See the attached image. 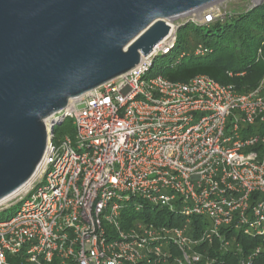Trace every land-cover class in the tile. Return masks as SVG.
I'll use <instances>...</instances> for the list:
<instances>
[{"label": "built area", "instance_id": "1", "mask_svg": "<svg viewBox=\"0 0 264 264\" xmlns=\"http://www.w3.org/2000/svg\"><path fill=\"white\" fill-rule=\"evenodd\" d=\"M195 17L168 23L170 36L154 54L45 120L46 154L0 203V214L21 205L0 220V264H200L195 246L218 240L221 251L242 255L240 235L263 241L238 262L255 263L264 251V135L251 130L264 123V76L240 94L204 75L181 83L151 74L183 24L227 18L214 9ZM207 53L199 46L195 56ZM263 56L260 49L257 60ZM56 120L72 122L74 139L56 141ZM131 206L166 211L181 225L125 230L122 212ZM194 217L211 223L199 238L190 234Z\"/></svg>", "mask_w": 264, "mask_h": 264}, {"label": "water", "instance_id": "2", "mask_svg": "<svg viewBox=\"0 0 264 264\" xmlns=\"http://www.w3.org/2000/svg\"><path fill=\"white\" fill-rule=\"evenodd\" d=\"M220 1L0 0V201L40 165L47 118L154 54L169 21Z\"/></svg>", "mask_w": 264, "mask_h": 264}, {"label": "trees", "instance_id": "3", "mask_svg": "<svg viewBox=\"0 0 264 264\" xmlns=\"http://www.w3.org/2000/svg\"><path fill=\"white\" fill-rule=\"evenodd\" d=\"M207 28V32L203 28ZM199 46L208 50L203 57H196ZM264 55V3L241 13H231L226 19H218L213 24L198 26L185 23L177 33V43L170 55H185L176 63L164 66L159 75L171 82L187 83L193 78L204 75L216 82L234 86L240 94H246L257 88L264 76V56L259 61V50ZM232 74V76H230ZM252 132L258 131L264 135V123H258ZM56 141L65 136L75 137V128L71 121H65L55 126ZM171 216L166 211L146 207L136 212L128 207L122 212V227L129 230L137 222L154 223L156 225H181V218L177 222H168ZM176 223V224H175ZM211 227V223L200 217H194L190 226V234L199 238L203 232ZM229 238V235H227ZM237 243L241 244L243 254L239 255L236 248L228 252L220 250L218 240L212 244L203 242L193 248L202 256L200 264H238L240 257L251 254L256 247L261 246V239H252L240 235ZM180 256L179 252H174ZM173 264V263H171ZM254 264H264V251L259 254Z\"/></svg>", "mask_w": 264, "mask_h": 264}, {"label": "rangeland", "instance_id": "4", "mask_svg": "<svg viewBox=\"0 0 264 264\" xmlns=\"http://www.w3.org/2000/svg\"><path fill=\"white\" fill-rule=\"evenodd\" d=\"M264 3V0H222L218 2L217 4L213 5L212 7L205 9L202 12L199 13H193L192 15L188 17H181L175 20L170 21V24H173L175 26H178L179 24H182L183 21L187 20L188 18L195 17V19H201L203 13L207 10H215L218 13L224 17V15L229 16L231 13H241L243 11H246L250 9L251 7L260 6ZM202 14V15H201ZM204 32H207V28H203ZM181 59V55H170V56H164L161 55L156 61L155 65L152 69V75L159 74L160 70L164 66L171 65L173 63H176ZM133 205H135V201L132 202ZM20 204H16L9 210L2 212L0 214V220H6L14 216L20 209Z\"/></svg>", "mask_w": 264, "mask_h": 264}, {"label": "bare ground", "instance_id": "5", "mask_svg": "<svg viewBox=\"0 0 264 264\" xmlns=\"http://www.w3.org/2000/svg\"><path fill=\"white\" fill-rule=\"evenodd\" d=\"M168 23H170V21H169ZM20 189H21V188H20ZM5 199H7V198H5ZM2 201H3V200H2ZM2 201H0V203H1Z\"/></svg>", "mask_w": 264, "mask_h": 264}]
</instances>
